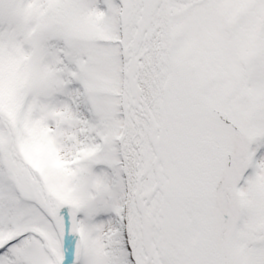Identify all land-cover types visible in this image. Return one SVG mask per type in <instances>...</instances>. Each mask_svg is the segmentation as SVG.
<instances>
[{"label": "snow or ice", "instance_id": "6c2138e0", "mask_svg": "<svg viewBox=\"0 0 264 264\" xmlns=\"http://www.w3.org/2000/svg\"><path fill=\"white\" fill-rule=\"evenodd\" d=\"M0 264H264V0H0Z\"/></svg>", "mask_w": 264, "mask_h": 264}]
</instances>
